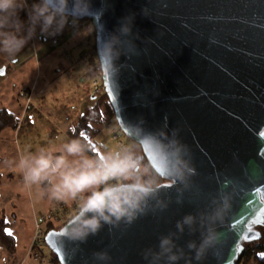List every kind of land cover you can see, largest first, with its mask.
<instances>
[{"label": "water", "instance_id": "1", "mask_svg": "<svg viewBox=\"0 0 264 264\" xmlns=\"http://www.w3.org/2000/svg\"><path fill=\"white\" fill-rule=\"evenodd\" d=\"M96 52L111 41L117 71L103 58L102 81L121 131L143 149L159 185L157 208L131 225H104L83 243L69 241L66 225L47 233L59 264H147L145 249L176 233L185 256L179 264H237L245 245L264 227V0H91ZM127 26L130 31H120ZM6 68L0 70L4 76ZM182 154L196 175L174 182L158 151ZM187 185V187H185ZM230 197V210L216 225L219 242L201 261L187 244L201 240L203 213ZM180 203H177V200ZM168 207L158 209V203ZM192 230L178 233L184 216Z\"/></svg>", "mask_w": 264, "mask_h": 264}, {"label": "clouds", "instance_id": "2", "mask_svg": "<svg viewBox=\"0 0 264 264\" xmlns=\"http://www.w3.org/2000/svg\"><path fill=\"white\" fill-rule=\"evenodd\" d=\"M21 12H26V22L21 20ZM92 15L91 0H33L31 4L28 0H0V53L15 57L35 38L37 28L41 35L55 37L62 34L69 20L76 24ZM120 31L128 33L130 29L122 26ZM118 56L111 41H106L98 50V58L106 63L110 61L107 66L114 73ZM157 147L172 181L182 183L186 173L197 174L195 168L185 162L180 146L175 151L158 143ZM15 166L22 173L26 189L36 186L40 196L47 195L51 200L65 203L77 201L76 212L65 229L66 238L73 242H85L89 236L97 235L104 225H131L140 216L157 210L150 201H161L158 183L150 176L141 157L128 147L107 151L98 158L89 155L86 144L73 139L59 150L41 148L36 153L22 155ZM212 205L211 212L201 214L200 243L187 244L198 262L220 240L216 225L224 222L230 210V197L222 194ZM167 207L166 202L158 203L160 210ZM195 223L196 217L184 216L177 221L178 233L182 234L185 227L192 230ZM176 239V233H170L159 238L158 250L145 249L143 258L147 264H179L185 253ZM93 255L101 264L111 260L107 252Z\"/></svg>", "mask_w": 264, "mask_h": 264}, {"label": "rangeland", "instance_id": "3", "mask_svg": "<svg viewBox=\"0 0 264 264\" xmlns=\"http://www.w3.org/2000/svg\"><path fill=\"white\" fill-rule=\"evenodd\" d=\"M78 23L82 27L79 32L80 37L87 39L90 35L92 38L90 46L92 53L90 56H93L96 44L94 27L91 21L87 19L79 20ZM94 62L99 63L98 57H95ZM77 68L78 65L76 66ZM57 72L59 75L61 74L62 78L57 82L49 83L47 73L35 63H32V66L28 69H24L21 72L12 71L4 78H0V108L6 107L18 113L21 121L16 130L8 128L0 132V212L1 216H4L9 222L8 231L17 240V251L13 256L8 255L4 249H0V261H3V264H49L50 251L46 252L47 259L43 262L34 261L33 257L29 256L36 233V221L41 222L44 216L48 217L51 212H55L62 205L72 209L77 203V201L65 203L51 200L47 195L40 196L36 186H33L30 190L26 189L22 173L15 166V162L22 155L36 153L41 148L59 150L68 141L65 129H61V127L57 129V138L53 135L54 131H50V129H54V122L63 127L70 120L67 118L69 115L67 108L69 103L63 100L65 88L62 83L66 82V80L69 81L70 93L67 97L70 99L76 98L77 100L79 94H83L85 87L87 88L85 83L80 82V78L87 76L88 72L81 70L75 75V78L63 74V69ZM80 73L82 74L81 77ZM27 88L35 89V91L32 89L27 90V92L31 95L35 93L34 100L36 102L35 108L26 115L28 110L23 112L19 102L15 108V105L9 104L8 98H19L20 95L24 97V93H27L25 91ZM23 89L24 91L19 93ZM40 89L44 90L42 95H40ZM38 94L40 95L39 98L36 97ZM28 105L33 106V103L31 102ZM84 105L89 108L93 105V102L87 99ZM26 116L30 124L23 122ZM68 117L70 118V116ZM115 121L116 119L111 120L109 123L113 124L112 127L105 126L102 132L93 139L94 143H98V148L101 149L102 155H105L107 151H118L128 147L141 157L138 145L122 133L117 121ZM63 131L64 133H62ZM113 133L118 136L116 140L113 138ZM8 171L16 172L17 175L12 179H8ZM75 212L76 210H70L66 219L69 220Z\"/></svg>", "mask_w": 264, "mask_h": 264}, {"label": "crops", "instance_id": "4", "mask_svg": "<svg viewBox=\"0 0 264 264\" xmlns=\"http://www.w3.org/2000/svg\"><path fill=\"white\" fill-rule=\"evenodd\" d=\"M20 18L23 21H27V14L26 12L20 13ZM74 24H72L71 20H69V25L65 27L62 34H59L55 37H46L41 35L40 29L37 28L36 30V36L32 40L28 42V44L25 46V48L15 57H8L7 55L0 53V70L5 67L6 73L4 76L0 75V78H4L7 74H10L13 72H21L24 69H28L32 66V63H35L37 66L40 67V69H43L47 73V78L49 80V83L57 82L59 79H61V74L57 71H60V69H63V74L70 75V77L75 78V75L78 74L81 70H84L85 72L92 71L91 63L89 62L90 55L92 53L91 51V36L89 35L87 39H83L80 37V31L73 32L71 31V28ZM89 45V46H88ZM86 46V47H85ZM78 68L76 71L72 72L70 71L74 66H77ZM70 71V73H68ZM80 73V77H81ZM82 78V77H81ZM80 78V79H81ZM65 80V79H64ZM62 86L65 88L64 90V96L63 100L65 102H68L69 107V115L70 118L67 116L69 120V123L66 126H60L57 122H54V129H50L51 132L54 131L53 135L56 136V131L58 128L61 127V129H66L71 123H73L79 115L83 113V111L88 107L83 106V104L87 102V99L94 100L93 97L88 98V89L85 87L84 93L79 94V98L76 100L70 99L67 96L70 93L69 90V81L66 80V82L62 83ZM35 91L34 88H27V90ZM23 90L19 91L21 93ZM44 90H39L41 92L40 95L43 94ZM20 95V94H19ZM36 96L37 98L40 97ZM35 93L31 95V102L33 103V106H29L27 103V99L25 97H21V95L18 97H9L8 102L10 105L18 106V102L21 105L20 108L23 112H26V115L35 108ZM85 107V109H84ZM6 108V107H3ZM7 110L15 113L18 115V113L14 112L13 110H10L9 108H6ZM23 122H26L30 124V121H28L27 116L24 118ZM67 136V135H66ZM68 140L69 137L67 136ZM66 143V142H65ZM17 175L16 172L8 171V179L14 178V176ZM0 203H1V196H0Z\"/></svg>", "mask_w": 264, "mask_h": 264}, {"label": "trees", "instance_id": "5", "mask_svg": "<svg viewBox=\"0 0 264 264\" xmlns=\"http://www.w3.org/2000/svg\"><path fill=\"white\" fill-rule=\"evenodd\" d=\"M31 2H33V0H31ZM94 50V55L90 57L89 62L92 66V74L95 76L102 72V68L100 63L94 62L95 57H97L96 45ZM91 101L93 102V105L85 109L83 113L65 129V132L70 140L79 139L86 144L89 149V155L99 158L103 155L101 149L98 148V143H94L93 139L102 132L104 127L107 126L111 120L115 119V113L110 98L105 91ZM20 122V118L17 114L6 108H0V132L8 128L16 130ZM137 145L142 155V163L147 168L150 176L156 180L158 185L165 183L166 180L157 175L150 166L141 146L139 144ZM72 217L63 224L50 221L45 226L46 234L51 230H61L69 223ZM8 226L9 222H7L4 216H1L0 212V246L3 247L8 255L13 256L17 251V240L13 234L9 235L10 232L8 231ZM258 230L261 231L262 238L245 245V249L237 264H264V227L259 228ZM49 261V264H59L58 258L53 253L50 254ZM40 262L43 261L41 260Z\"/></svg>", "mask_w": 264, "mask_h": 264}, {"label": "built area", "instance_id": "6", "mask_svg": "<svg viewBox=\"0 0 264 264\" xmlns=\"http://www.w3.org/2000/svg\"><path fill=\"white\" fill-rule=\"evenodd\" d=\"M30 1L31 0H28L29 4ZM81 29L82 27L80 23H76L72 26L71 31L78 32ZM75 70H76V66H74L70 71L73 72ZM70 71L68 73H70ZM80 82L83 84L85 83L87 85L88 98L93 97L95 99L97 96L101 95L105 91V87L102 81V73L94 76L92 74V71H90L87 74V76L81 78ZM24 97L27 99V103L30 104L31 94H29L28 92L24 93ZM112 125H113L112 123H108L107 127L111 128ZM62 133H64V131ZM55 137L57 138L58 136L56 135ZM117 137L118 136L114 134L113 136L114 140H116ZM76 209H77V203L72 207V209H69L68 207L62 205L59 208H57L55 212H51L48 217L44 216L41 222L36 221V233L33 238V243L31 245L29 252V256H32L34 261L40 262L41 260L42 261L46 260L47 259L46 252L50 251L46 243L47 234L45 232L44 226H46V224L49 223L50 221L57 222L60 224L67 222L68 219H66V217L68 216L70 210H76ZM0 249L2 250L3 248L0 246ZM50 253L52 252L50 251Z\"/></svg>", "mask_w": 264, "mask_h": 264}, {"label": "snow or ice", "instance_id": "7", "mask_svg": "<svg viewBox=\"0 0 264 264\" xmlns=\"http://www.w3.org/2000/svg\"><path fill=\"white\" fill-rule=\"evenodd\" d=\"M81 135H83V134H81ZM9 235H11V233H9Z\"/></svg>", "mask_w": 264, "mask_h": 264}]
</instances>
